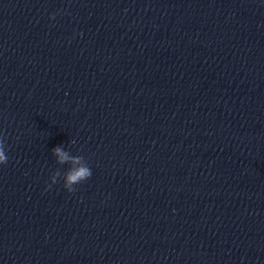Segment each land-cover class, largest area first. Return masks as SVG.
Returning <instances> with one entry per match:
<instances>
[{
  "label": "clouds",
  "instance_id": "obj_1",
  "mask_svg": "<svg viewBox=\"0 0 264 264\" xmlns=\"http://www.w3.org/2000/svg\"><path fill=\"white\" fill-rule=\"evenodd\" d=\"M54 18L55 14H52L50 16V19ZM5 142L6 136L3 133H0V165H6L8 163ZM52 153L59 165L68 164L70 167L63 174L59 169L56 170L50 177L51 184L48 185L49 188L52 184L57 183V179L62 176L64 181L63 187L69 193H72L76 191V188L74 186L83 183L91 177V168L88 166V163L83 156H74L61 146L55 147L52 150Z\"/></svg>",
  "mask_w": 264,
  "mask_h": 264
}]
</instances>
